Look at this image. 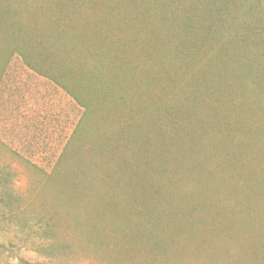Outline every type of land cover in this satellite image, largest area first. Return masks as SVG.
Returning <instances> with one entry per match:
<instances>
[{
    "label": "rangeland",
    "instance_id": "rangeland-1",
    "mask_svg": "<svg viewBox=\"0 0 264 264\" xmlns=\"http://www.w3.org/2000/svg\"><path fill=\"white\" fill-rule=\"evenodd\" d=\"M155 4L0 0V264H264V0ZM194 12L203 148L175 149L229 171L188 190L159 109L196 78L172 100L156 19Z\"/></svg>",
    "mask_w": 264,
    "mask_h": 264
},
{
    "label": "trees",
    "instance_id": "trees-1",
    "mask_svg": "<svg viewBox=\"0 0 264 264\" xmlns=\"http://www.w3.org/2000/svg\"><path fill=\"white\" fill-rule=\"evenodd\" d=\"M155 1V5L160 8L159 10H162L164 7V4H172L173 2H178L183 4L184 0H151ZM183 1V2H182ZM193 12V11H192ZM191 12V13H192ZM193 16H170L169 18L161 15L156 19V22L164 27V31L166 32L167 35V41L173 40L172 44V49H161L159 48L160 46L158 45V50H160V55L158 57V64L164 66V69H162V72H167L166 74V83H165V89H170L168 92L171 93L172 95V100L175 97H185L187 94L188 90H185L187 88L190 89L189 92H191V95L186 99L187 100V106H182V107H172L169 111L159 109L161 112H165L164 114V121L162 125L159 127L160 134L163 132H168V129H166L165 125L170 127V132L167 134V140L169 142L167 143V147L169 149V152L165 153L167 156H163V154H158L157 159H166L168 164L170 163L171 165V172L175 169V171L179 169H185L186 177L179 182L178 186H183L184 188L191 190L192 186H198L199 183H201V179L199 177L200 174H203L204 172L206 173H211L213 175V172L217 170L222 172H226L228 169L224 168L223 163L218 164L219 166H214V167H205V162L203 161L198 162L197 160H192L189 162V158L187 159H178L177 158V153L175 149V142L176 140L184 139L185 141V136L189 135V141L188 145L193 144V146L189 145L190 147H195L196 149L198 148H203V145L200 142V136L197 134V132L194 130L193 125H199L200 126V121H201V116L198 113V109L200 108L203 104V98L201 97V91H202V84L201 82L196 78L197 76V68L199 66V55H200V50L194 46L193 39L191 36H193L194 30H193V21H195V24L198 25L199 23V18L194 12L191 14ZM193 21H192V20ZM171 26L175 27V31L172 30ZM199 26V25H198ZM179 33V34H178ZM189 37V39L186 37ZM186 37V38H185ZM175 41V42H174ZM164 47V45L162 46ZM166 59V61H162L163 59ZM164 63V64H163ZM166 65V66H165ZM181 70V72H179ZM193 75L196 79L193 81H188L187 88H184L183 86H179V82L182 83V80H184L185 75ZM168 75V76H167ZM203 89L205 90L204 92L208 94L207 96H210L213 94V86L208 85V86H203ZM203 93V91H202ZM205 94V95H206ZM169 101L170 95H169ZM171 100V101H172ZM189 106L191 109H189ZM188 107V108H187ZM187 108V109H186ZM160 112V111H159ZM159 124V122H158ZM162 126V127H161ZM164 128V129H163ZM183 137V138H181ZM186 142V141H185ZM202 145V146H201ZM198 150V151H199ZM218 151V150H217ZM189 157V156H188ZM186 162H182L185 161ZM206 169V171H204ZM213 171V172H212ZM229 171V170H228ZM174 174V173H173ZM215 174V173H214ZM170 179V178H169ZM171 180V179H170ZM197 183V184H195ZM201 185V184H200ZM199 185V186H200ZM196 190V189H195ZM194 190V191H195ZM189 192V191H188ZM189 197L193 193H188ZM1 196V195H0ZM2 197V196H1ZM0 197V202H5L3 197ZM11 204L6 203L4 205L3 210H11ZM189 213V212H188ZM3 215V214H2ZM5 215V214H4ZM189 218V217H188Z\"/></svg>",
    "mask_w": 264,
    "mask_h": 264
}]
</instances>
